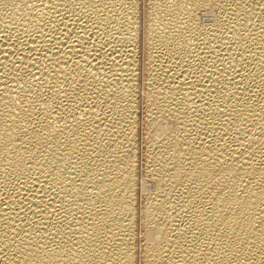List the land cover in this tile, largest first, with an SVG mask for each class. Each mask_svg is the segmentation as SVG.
Segmentation results:
<instances>
[{"label": "bare ground", "instance_id": "1", "mask_svg": "<svg viewBox=\"0 0 264 264\" xmlns=\"http://www.w3.org/2000/svg\"><path fill=\"white\" fill-rule=\"evenodd\" d=\"M0 264H264V0H0Z\"/></svg>", "mask_w": 264, "mask_h": 264}, {"label": "rangeland", "instance_id": "2", "mask_svg": "<svg viewBox=\"0 0 264 264\" xmlns=\"http://www.w3.org/2000/svg\"><path fill=\"white\" fill-rule=\"evenodd\" d=\"M202 19H204V20H202V22L204 21V22H203L204 24L209 23L210 20L214 21L213 18H208V17H204V18H202ZM155 136H156V137H155ZM153 137H154V139H156L157 141H160L161 138H163L162 134L153 135ZM161 141H162V140H161ZM149 184H150V185H149ZM147 187H148V190H150V189L153 187L152 183H151V182H147V184H146V189H147Z\"/></svg>", "mask_w": 264, "mask_h": 264}]
</instances>
